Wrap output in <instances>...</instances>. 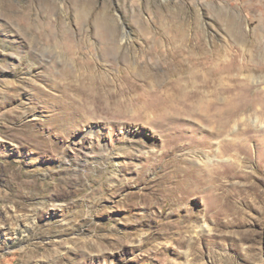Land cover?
<instances>
[{
    "label": "rangeland",
    "instance_id": "obj_1",
    "mask_svg": "<svg viewBox=\"0 0 264 264\" xmlns=\"http://www.w3.org/2000/svg\"><path fill=\"white\" fill-rule=\"evenodd\" d=\"M258 96L264 0H0V264H264Z\"/></svg>",
    "mask_w": 264,
    "mask_h": 264
},
{
    "label": "bare ground",
    "instance_id": "obj_2",
    "mask_svg": "<svg viewBox=\"0 0 264 264\" xmlns=\"http://www.w3.org/2000/svg\"><path fill=\"white\" fill-rule=\"evenodd\" d=\"M223 68V67H222ZM234 81V80H233ZM129 83V82H128ZM241 85V84H240ZM239 84L237 85V84H235L233 87H234V89H239V88H241L242 86H240ZM127 86H129V85H127ZM153 97V96H152ZM157 98V97H156ZM155 98V99H156ZM159 98V97H158ZM143 99V98H142ZM160 99V98H159ZM159 99H156V100H159ZM144 100V99H143ZM155 100V101H156ZM253 100H255V102H258V104L260 105V106H262V107H264V96H258V97H254V99ZM125 101V100H124ZM228 101V100H227ZM128 102H130V101H128ZM223 102V101H222ZM226 102V101H225ZM224 102V103H225ZM244 102H246V101H244ZM243 102V96H240V95H236L235 96V98H233V99H231L227 104H229V105H227L225 108H221L220 110H218V111H216V113H214V114H212L213 115V119L214 120H216V121H224L225 122V124L226 125H228L230 122H231V120H232V118H233V116H235L236 114H238V112H240L241 111V109H244L245 108V106H244V103ZM99 103V102H98ZM115 103V102H114ZM136 103V102H135ZM224 103H222L223 105H224ZM244 103V104H243ZM130 104V103H129ZM132 104V103H131ZM156 104V103H155ZM157 105H159V104H157ZM161 105V104H160ZM99 106V105H98ZM142 106V105H141ZM156 106V105H155ZM135 107V106H134ZM139 107V106H138ZM160 107V106H159ZM250 107V106H249ZM97 108V107H96ZM141 108V107H140ZM154 108V105L151 103V98L149 99V98H147V100H146V103H145V105L142 107V109H141V111L140 112H143L141 115H144V117H146V114H149V112L152 110ZM158 108V107H157ZM156 109V108H155ZM155 109L153 110V111H155ZM218 109V108H217ZM98 110V109H97ZM159 110V109H158ZM157 110V111H158ZM211 110V109H210ZM140 115V116H141ZM240 115V114H239ZM133 116V115H132ZM158 116V115H157ZM159 116L161 117V115L159 114ZM163 116V115H162ZM136 118V117H135ZM140 120L141 119H144L143 118V116L142 117H140L139 118ZM148 119H149V117H148ZM156 119V118H155ZM158 119H159V117H158ZM134 120H136V119H134ZM153 120V122H155V121H157V120H154V119H152ZM151 120V121H152ZM162 120H164L163 118H162ZM252 120H253V118H252ZM257 119H255V120H253V121H256ZM147 122V121H146ZM223 123V122H222ZM237 123V122H236ZM168 124H169V122H168ZM172 125V124H171ZM214 125V124H213ZM175 128V127H174ZM247 128H249V127H247ZM170 129H173V127L171 126L170 127ZM93 131V129H91V132ZM237 131V130H236ZM246 131V133H248L249 132V129H246L245 130ZM232 145H234V146H237V152H236V155L237 154H239V152L240 151H244V148L245 147H243L244 145H240V144H237V142L236 143H232ZM264 145V144H263ZM223 147V146H222ZM263 148V147H262ZM261 150H263V149H261ZM225 152V151H224ZM240 155V154H239ZM237 159V162L239 163V162H241V157L239 158L238 157V155H237V157H236ZM208 160H210L209 158H208ZM207 162V161H206Z\"/></svg>",
    "mask_w": 264,
    "mask_h": 264
}]
</instances>
